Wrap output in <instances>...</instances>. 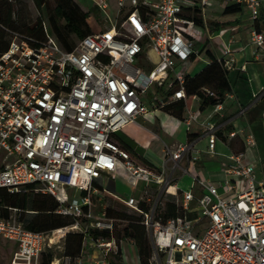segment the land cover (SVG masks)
Here are the masks:
<instances>
[{
    "label": "built area",
    "instance_id": "obj_1",
    "mask_svg": "<svg viewBox=\"0 0 264 264\" xmlns=\"http://www.w3.org/2000/svg\"><path fill=\"white\" fill-rule=\"evenodd\" d=\"M211 2L116 0V24L105 21L101 30L70 52L47 32L41 40L9 32V47L0 55V189L17 194L31 188L50 195L58 203L55 213L73 220L49 232H32L19 221L21 210L0 207V239L15 246L10 264H40L46 251L54 254L51 264L87 260L112 264L110 254L128 264L126 241L134 246L136 264H142L133 241L115 235L124 220L106 210L95 215L93 198L103 196L99 180L105 175H121L131 186L143 181L145 197L152 186L168 194L173 186L170 174L179 162L183 158L193 164L200 161L201 150L186 139L165 145L170 171L136 166L116 136L139 116L185 100L187 67L212 39ZM229 2L244 6L253 22L264 10V0ZM97 7L108 10L107 0ZM193 14L201 24L191 18ZM250 43L264 52V31L254 29ZM217 59L226 70L232 69L233 58ZM153 86L172 90V95L145 101ZM203 92L214 95L207 88ZM214 109L220 112L222 103ZM198 115L189 111L182 120L187 132ZM201 128L209 153H216L218 143L227 146L213 123H202ZM234 138L241 140L243 150L230 151L231 163L222 168L220 181L193 177V185L182 192L177 204L181 215L163 222L160 198L152 204L145 197L140 201L128 194L119 198L142 217L152 245L149 264H264V177L258 178L254 167L245 162L256 139L244 128L228 134V139ZM196 185L202 189L200 195L194 193ZM141 201L148 210L142 209ZM70 233L82 235L76 257L64 255Z\"/></svg>",
    "mask_w": 264,
    "mask_h": 264
},
{
    "label": "crops",
    "instance_id": "obj_2",
    "mask_svg": "<svg viewBox=\"0 0 264 264\" xmlns=\"http://www.w3.org/2000/svg\"><path fill=\"white\" fill-rule=\"evenodd\" d=\"M216 3L217 10H208V28L212 39L207 41V46L218 40L222 43V49L219 50L220 47H216L215 54L225 60L234 59L232 69L227 70L232 91L225 95L223 109L216 113L214 105L201 107L200 99L193 97L182 114L183 117L189 111L199 114L198 121L191 126L190 132H187L182 119L159 108L147 115L139 116L136 123L126 126L116 136L120 146L123 149H129L125 150L136 161V166H145L159 171L163 167L170 171L172 166L164 153L165 145L175 146L188 139L201 150L199 162L193 164L183 158L179 162V168L170 174L173 186L170 193L166 195L176 204L181 201L182 192L189 190L193 185V177L217 182L221 180L222 168L231 163L228 158L230 151L239 153L243 150V144L239 138L228 139V134L234 130L244 128L246 131L251 130L254 134L256 147L246 153L245 162L254 167L258 178L264 177V52L250 43V34L255 26L250 19L249 11L242 6L241 11L225 15L224 9L232 3L229 0H216ZM223 14L224 17H221ZM223 18L228 19L222 20ZM211 23L218 26L211 28ZM224 36L229 37L225 39ZM226 49L230 51L227 55ZM151 55L154 60L157 59L154 53ZM197 61V58L191 61L190 69ZM209 62L210 58L207 55L206 64ZM146 68L149 69L150 65ZM164 94L162 100L170 98L169 92ZM149 107L152 109L150 105ZM207 122L216 126L217 134H221L223 139L220 138L227 145L218 143L215 154L207 151L208 141L201 128V124ZM99 185L103 192L100 201L106 198L105 201L113 199L112 201L116 200L121 204L119 198L127 194L136 200L145 197L146 184L143 181L131 186L121 175H105L99 180ZM150 189L160 192L158 186H152ZM194 193L195 195L202 193L200 186H194ZM131 248L134 250L133 246ZM85 264L91 263L87 260Z\"/></svg>",
    "mask_w": 264,
    "mask_h": 264
},
{
    "label": "trees",
    "instance_id": "obj_3",
    "mask_svg": "<svg viewBox=\"0 0 264 264\" xmlns=\"http://www.w3.org/2000/svg\"><path fill=\"white\" fill-rule=\"evenodd\" d=\"M17 2L20 0H0V55L9 47L10 31L41 40L45 38L46 32L50 35V28L53 33L51 36L67 52L72 51L86 36L97 31L94 30L91 23V10L83 8L77 0H32L35 9L34 18H25L21 11L17 10ZM241 10L242 6L232 4L228 5L223 12L228 15ZM44 12H46L48 24L44 21ZM191 18L198 24L202 23L196 14H193ZM216 26L218 25L215 23L210 25L211 28ZM254 26L257 31H264V13H261V16L255 20ZM207 55L210 62L194 76L187 75L185 78V100L168 103L162 108L164 111L183 120V111L193 97H198L201 101V107H205L223 103L225 95L231 93L227 70L210 50H207ZM204 88L209 89L214 95L204 93ZM168 92V96H171L173 91ZM217 135L221 137L220 133ZM221 138L223 139V137ZM140 204L144 211L148 210L146 202L141 201ZM3 206L21 210L18 219L27 230L32 232H49L68 226L73 222L71 218L55 213L58 203L50 195L34 193L31 188L17 194H10L6 189H0V207ZM106 211L109 216L116 215L117 218L124 220L117 238L133 241L142 264H149L152 245L141 223L142 217L117 212L110 207ZM27 214L31 215L28 220L26 219ZM181 214L180 207L174 201L168 200L160 213V217L163 222H166ZM81 248L82 235L78 233L68 234L64 255L79 256ZM53 257L52 251L44 252L40 264H51ZM116 264H120L119 261Z\"/></svg>",
    "mask_w": 264,
    "mask_h": 264
},
{
    "label": "rangeland",
    "instance_id": "obj_4",
    "mask_svg": "<svg viewBox=\"0 0 264 264\" xmlns=\"http://www.w3.org/2000/svg\"><path fill=\"white\" fill-rule=\"evenodd\" d=\"M102 0H77V2L86 9L91 10L92 12V25L94 30H101L103 25L105 24V21H109V23H107V25L110 24H116V17H115V10H116V0H107L108 5H109V9L108 10H101L100 8L97 7L98 2H101ZM216 0H212L211 5L209 7V10H217L218 7L216 6ZM17 10L21 11L22 15L26 18H30L33 17L34 18V5L32 3V0H20V2H17V6H16ZM222 10V9H221ZM44 14V21L48 24V20H47V15L46 12L43 13ZM37 15V13H36ZM224 17V14L221 16ZM238 17V16H237ZM228 18H223L222 20H227ZM49 33L50 35H53L51 29L49 28ZM225 37V36H224ZM229 36H226L225 39H228ZM219 48L222 49V43L220 41H216L212 44H208V46H206L205 48V52H203L201 55H199L197 57L198 61L195 62L193 64V68L190 69V66L187 67L186 70V74L187 75H191V74H195L196 72H199L202 70V68L204 67V65L206 64L207 61V50H210L215 56L216 58H220V56L215 54V48ZM151 57H153L151 55ZM154 58V57H153ZM172 84V83H170ZM169 84V85H170ZM168 85V86H169ZM167 89H157L155 86H153L151 88V92L153 94H148L144 97V100L147 101L148 98H162L165 96V92ZM132 161L134 162V164H136V161H134L132 159ZM161 194V197H158ZM146 199L149 198L151 199L150 204H152L157 198H160V203H159V209L158 212L159 214L161 213V211L164 208L165 203L169 200V197H167L166 193L164 192H159L156 191L154 189H149L148 193L145 197ZM181 199V198H180ZM105 199H102V201L99 200V198H93V212L95 213V215H100L101 212H103L104 210H106L109 206L110 208H112L113 210L117 211V212H121V213H126L129 215H134V216H138V214H136L135 212H133L132 210H130L129 208L125 207L123 204H120L119 202H117L116 200L112 201L107 200L105 201ZM140 201V200H138ZM180 204V202H179ZM31 215L27 214L26 219L28 220V218H30ZM112 217H117L116 215ZM123 227V223H120L119 226H117V230L115 232V235L118 237V234L120 233V230ZM149 240L150 237L148 236ZM134 243V242H133ZM132 245H130L129 242H125L124 243V248H125V252H126V257L129 261V264H136V252L135 250H132L131 248ZM134 248V246H133ZM14 244L12 242H9L7 240L4 239H0V264H10L11 262V258H12V254L14 251ZM110 260L112 261V264H116L117 261H119L120 264H123L122 261L120 260L119 256H114L113 254H110Z\"/></svg>",
    "mask_w": 264,
    "mask_h": 264
}]
</instances>
